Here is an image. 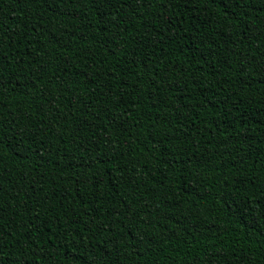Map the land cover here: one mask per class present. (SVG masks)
I'll return each mask as SVG.
<instances>
[{
  "label": "trees",
  "instance_id": "trees-1",
  "mask_svg": "<svg viewBox=\"0 0 264 264\" xmlns=\"http://www.w3.org/2000/svg\"><path fill=\"white\" fill-rule=\"evenodd\" d=\"M0 0V264H264V0Z\"/></svg>",
  "mask_w": 264,
  "mask_h": 264
},
{
  "label": "snow or ice",
  "instance_id": "snow-or-ice-1",
  "mask_svg": "<svg viewBox=\"0 0 264 264\" xmlns=\"http://www.w3.org/2000/svg\"><path fill=\"white\" fill-rule=\"evenodd\" d=\"M256 0H204V3L208 5L216 4L217 6L223 7L224 9L230 10L229 5L232 6V8L240 7L241 4L247 3L251 5L252 3H255ZM185 3L191 4L192 0H185ZM3 141L0 140V144H2Z\"/></svg>",
  "mask_w": 264,
  "mask_h": 264
}]
</instances>
